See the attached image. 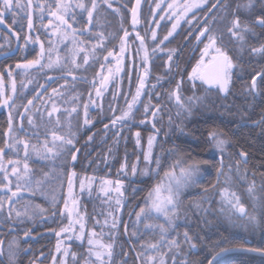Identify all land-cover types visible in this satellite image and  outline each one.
Segmentation results:
<instances>
[{
  "label": "trees",
  "instance_id": "obj_1",
  "mask_svg": "<svg viewBox=\"0 0 264 264\" xmlns=\"http://www.w3.org/2000/svg\"><path fill=\"white\" fill-rule=\"evenodd\" d=\"M84 1L87 5L90 2V0ZM155 1L156 0H144L141 8L142 11H144V8L148 7V5H146L147 3H149L148 11H150L151 6L152 4H155ZM21 2L25 5L27 4V0H21ZM52 2L53 0H33V5L35 6L37 3L47 5ZM189 2H191V0H189ZM132 3L133 0H117V4H114V6L117 5V9L122 15V22H119V25L128 30L136 29L139 31V34L142 35V31H144L146 26H148L147 21H145V27L142 25L140 26L139 23L133 27L127 20V13L129 8H131ZM167 3L168 2L166 0V2L161 4V10L157 11L156 16L162 12L163 8L165 10L167 9ZM31 11L33 22L32 29L28 28L27 8L24 10L13 9L15 15L8 14L5 16L4 24L6 28L0 26V74L7 77V72L12 70L14 71L16 81L22 76H26L28 78L26 80L27 84L25 83L27 87L23 88L20 84L17 86V95L15 98L17 108L13 110L14 127H19L21 123V118L18 113L24 112V107L22 105H26L28 100L36 97L37 92H39L41 99H35L34 105L40 107L41 111H43L42 101H46L48 99V96L51 95V90L53 88H60L62 84L64 85V80L60 79V77L66 75V71L62 67L53 69L44 68L43 70L37 67L22 73L15 70V65L17 63H24L26 60L37 58L39 54L38 46L33 42H31L32 44L27 42V36L31 37V41H35L36 37H39L40 43H43L44 45H46L50 39L47 35L48 28H44L42 26L47 24L46 17L41 20L40 13L35 7H33ZM106 11L107 6L102 3L96 9V12L100 14V17L102 14L105 15V20L103 19L105 22L109 19L110 22L115 23L116 19L114 16L107 17L106 19V16H108L106 15ZM145 11H147V9ZM75 14L76 22L73 23V25H75V28L77 29L84 30V28L87 27L85 15H81L76 11ZM196 14L197 11H192L190 16ZM14 20L15 23L13 22ZM100 22L102 21L100 20ZM97 28L98 27L96 25L95 27H91L88 33L84 30V35H78V38L84 40L87 44L92 39L93 41H98V34L103 33V41H106L107 43L103 42V48H97V57L95 60L90 59L89 65L82 67L74 73V75L78 77L74 82L71 77H69V84L71 86L66 90L61 89V91H64L65 94L62 99L57 98V106L61 108V111L65 108L70 110L74 106L77 107V113H73L70 118L71 131L75 134V147L72 151L75 152L76 149H79V151H76L77 159L72 162L70 160L71 154L68 152H64L55 160H41L35 155L29 159L28 163L33 169L35 178L43 176L44 173H48V177L41 185V190L36 191L35 194L30 191L22 192L21 198L16 204V207L22 211L23 205L27 202L32 205H39L44 209V211L42 213H38L32 220L25 218L23 223H20L15 219H8L6 211L3 214H0V240L4 241L2 250H0V264L50 263L56 239L55 232L61 226L68 225L69 223L67 219L61 215L62 203L66 191L67 174L71 171H75L78 174L96 173V176L99 175L98 177H101L102 175L104 176V173L109 172V177L118 179L121 174V162L131 165L134 157L137 155L132 141V133L136 132L138 129L136 121L145 117L144 105L149 102L152 105L160 106L158 117L154 122L157 129H159L160 135L164 139L163 142L167 141L168 145L162 146L161 144L163 142H161L160 137H158L156 146H154L153 163L149 166L150 173L144 177H141L138 173L139 175L136 174L135 178H131L129 181L123 179V182L126 184L121 183L122 188H124V191L122 192L123 195L122 197L120 196L123 201V207L119 211L124 212L125 215L120 227V234L114 241L111 264H136L135 258L122 233L125 217L134 205H136V208L128 224V237L132 242L136 253L144 251L141 245L154 243L160 238V231L158 228H148L146 225L150 224L155 226L164 224L167 227L164 219L159 217H156L155 219L153 214L146 216L144 220L142 219V221L137 222L136 213L140 211L141 207L145 206V198L147 197L148 192L157 182L161 180L163 172L160 171L164 168L165 162L173 163L178 158H185L186 156L187 163L196 162L195 158L197 157L195 153H193V149L198 151L199 155L200 152L204 151V142L202 141V134L199 131L201 126V116H203H200L202 109H212L211 113L203 116L207 120V125L205 127L207 131L219 129L224 133V137H226L228 142L226 146L228 159L234 160L235 158L234 161L237 165V161H239L237 157L238 152H244L248 158V163L239 161L241 171L249 172L253 170L256 173L258 172L257 174L259 175L254 178H248V175L245 174V178L242 179L248 180V185H245V188L249 187L250 182H254L256 185L255 190L264 191V119L260 121L259 125L249 124L251 121L258 120L262 116V113H254L249 116L246 112H237L235 108H239L242 105L244 108H247L245 104L236 103L238 100L241 101L240 96L236 97L235 94L229 93L225 97H215L213 93L205 92L204 101L199 100L194 106V109L191 110L190 116L187 114L184 118V136H180L178 140L176 139V146H171V144H169L172 132L175 137L178 136L175 135L174 128H172V130H168L167 126L171 120L172 113L175 116V113L178 112L179 104H174V102H172V104H168L166 95L171 89H173L172 87L175 86L179 74H181L183 78L188 75L187 73H189L192 66L191 63L198 56L197 49L194 50V48H191L190 50L188 44L184 43L186 32L183 31V27H181V29L176 32L172 38L166 41V43H163L162 47H165L164 51L159 53L156 51L150 53L149 69L147 71V75H145L146 78L148 76L147 82L149 86L144 90L145 93L141 98V102L137 104L136 108H134V114L132 117L125 124H123L124 128H122L121 131L115 130V128H112V130L105 129L104 126L110 123L113 118V112L110 113L111 105L109 103V99L105 100L104 98H102V101L99 104L101 107H96L94 109L92 107L88 108L89 112L87 118L91 120V124L85 126V119L83 118V104L89 102L88 93L93 95L92 92L95 90L93 88L92 81L95 79L96 71L104 50L110 48V45L115 44L118 37L117 35H119L116 24L111 25L108 36L105 35V31L103 29L102 31H99L100 29L98 30ZM103 28L105 29V27ZM168 28V20H165V22L159 25L158 36L155 42H152L153 45L160 43L161 38H163L167 33ZM91 35L93 37L92 39H89V36ZM108 43L109 45L107 46ZM104 44L106 46L105 49ZM169 47H176L177 49L175 62L178 63V68L175 77L173 73L174 67L173 70L170 71L165 68V60L168 58V51L166 48ZM241 57L245 58L246 56L244 54ZM49 77H53L54 79L50 81L48 79ZM29 81H31V83H29ZM124 83H126V81ZM40 85H44L45 88L41 89L39 87ZM153 85H155V87H153ZM193 85L195 86V89L190 86L188 87L186 84L183 85L182 91L184 95H189L190 93L200 95L202 90L199 83L196 81ZM262 85L263 97H260L255 100L256 103H253L254 108H258L260 110L264 108V81ZM73 96H79V100L75 105L71 103V98ZM50 107L51 105L49 104V110ZM217 108H226V110H228L227 115L221 116H227V124L224 125L222 123L219 125L220 122L217 118V113H214L213 110ZM9 111V108L0 106V147L4 146V141L8 139L5 132L8 129ZM118 111L119 109L115 111L116 115L118 114ZM30 114L33 115L35 123L39 125L41 122L39 113H37L34 108L30 107ZM150 114L151 112H149L147 118ZM56 115L60 116L61 121L65 125L64 131H67V124L69 121L67 115L56 113L54 117ZM45 119H47L46 113ZM39 130L41 133L43 132V129ZM32 131L33 129L29 126L27 119L25 118L23 119V129L19 131L17 135L19 137L31 138V141L35 143L36 138L31 137ZM26 132L29 134L28 136H25ZM117 132H119V136L116 135ZM143 132L149 133L150 130ZM89 136L92 137V140L90 141L88 140ZM42 138L43 137H41V139ZM249 139H252L253 143H249ZM167 148L170 149L169 153L166 151ZM185 152L187 155H184ZM22 157L23 152L21 151L19 158ZM157 157L161 162V166L158 170L154 162ZM8 158L17 159L18 157H16L12 151L6 150L5 159ZM157 171L159 172V175L156 174ZM0 176H2V174H0ZM208 177L209 178L206 183L202 180V182L199 183V186H208L209 182H212L211 179L213 180V175H209ZM222 177L223 176H221V178ZM10 179L13 180V190H15V179L14 177H11ZM236 179V181H238L239 177ZM221 180L222 179H220L218 188L222 185ZM199 194L204 196L201 192H198V195ZM0 195H3V192H0ZM195 196H197V194H185L182 196L181 215L176 221L175 230L170 229L167 238L172 239L175 237L178 241H183V233L187 231L189 236L192 237V242L196 244V251H193L187 243H181V247L178 252L173 250V252L169 253L166 257L167 264H172L173 255L176 258L177 264H182V261L184 264H206L208 259L215 252L223 248L247 246L264 249V195L263 198L261 197L262 202H260L261 205L257 210L255 222L251 225L246 224L244 223V220H241L242 218L239 215L236 219L239 223H235L233 226L228 225L225 221L215 222L216 224L213 226H211L210 223L203 221L204 219L201 218L200 211L194 209L189 204V200ZM93 203L92 209L90 210V202L84 198L82 199V207L88 216L89 224L94 222V218L96 217L95 215H97ZM26 230L30 231V236L28 237L24 236V231ZM133 232L136 233L135 236L131 235ZM177 233H179L178 236ZM34 236L36 239L33 238ZM14 238L19 245V250L15 254L14 261H11L8 255V242ZM247 238L249 240H247ZM71 247L73 252L80 254L77 258L78 264H80V260L83 258V254L85 253L86 246L83 243H73ZM161 251H167V247L162 246ZM214 264H264V257L248 253H230L220 257Z\"/></svg>",
  "mask_w": 264,
  "mask_h": 264
},
{
  "label": "snow or ice",
  "instance_id": "obj_2",
  "mask_svg": "<svg viewBox=\"0 0 264 264\" xmlns=\"http://www.w3.org/2000/svg\"><path fill=\"white\" fill-rule=\"evenodd\" d=\"M161 2H165V0H161ZM90 3L91 7L82 2V0H78L76 3H73L72 0H53L52 3H48L47 5L43 3H37L34 6L33 0H27L26 5L23 4L21 0H0V24L4 23L6 15H15L13 9L24 10L27 8L28 28L32 29L33 22L31 10L33 7H35L40 13L41 20L44 18L45 12L48 16V23L42 26L44 28H50L51 34L58 38L60 44H65L66 48H68V44H71V47L68 48V53H66L64 56H61L59 54L57 44L49 39L48 49H45L43 43H41L40 53L38 54L37 58L26 60L24 63H17L15 65L16 69H22L24 71L35 69L37 67H39L41 70L44 68L53 69L56 67H62L66 71V75L60 77V79L64 80V85H61L60 88H53L51 90V95L48 96V99L46 101H42L43 111H41L40 107L34 105L35 99H41L39 92H37L36 97L29 99L26 105H22L24 107V112L18 113L21 118L19 127H14L13 124V110L17 108L15 102L17 95V85L15 79L12 78L13 72L12 70L7 72V76L10 78L9 82H6L4 75L0 74V106L10 109L8 115V129L5 132V135L8 137V139L4 141V146L0 147V174H2V176H0V192H3V195H0V214H3L6 211L8 219H15L20 223H23L25 218L32 220L38 213H42L44 211V209L39 205H32L27 202L23 205L22 211L16 207V204L21 198L22 192L30 191L35 194L36 191L41 190V185L47 180L48 177V173H44L43 176L39 178L34 177L33 169L28 163L29 159L33 155L40 158L41 160H55L64 152H68L71 154L73 161L77 159L76 152L72 151V149L75 147V134L71 131L70 121L73 113H77V107L74 106L70 110L65 108L63 111H61V108L57 106V98L62 99L65 94L64 91H61V89L66 90L71 86L69 84V77H71L72 81L74 82L78 78L74 75V73L82 67L89 65L90 57L93 60L96 59L97 48H103V33L98 34L97 44H93L91 45V48H88L85 47L86 42L78 38V35H84V30H78L77 28L73 27V23L76 22L75 9H80L83 12H87L88 23L94 25L95 18L93 13L97 9L98 4L97 0H90ZM104 3L108 4L109 8L112 7V4L109 2V0H104ZM139 5L140 0H136V6L131 9L133 27L140 23L137 16ZM216 6L217 5L214 4L213 8ZM200 7V4L189 3L188 0H183V2H181V0H172L171 3H167L166 11L168 13V19L174 18L175 23L172 25V31L168 32V35L160 41V44H163L168 40V37L172 36L173 32L176 30L182 20H185V22L190 24L191 21L186 20L185 18L190 12H192L194 8ZM243 7H251V2H249L247 5H243ZM156 8H161V3H157ZM117 11L119 10L117 9ZM233 16L234 19L230 22V26L227 28V31L235 40L244 43L245 33L250 32L251 28L247 23H242L241 18L236 15L235 12L233 13ZM161 19H164V17H161ZM256 20L261 27H264V17H257ZM70 21L72 22L70 23ZM13 22L15 23V20ZM198 31L199 34L196 36V40L199 43H203L204 39L202 38H206L207 43H204V48L201 50L200 60L197 62L196 67L192 69L189 79L193 81L194 84L197 80H199L203 84H207L209 86L215 85L220 91L227 92L228 85L230 83V73L234 67L232 58L222 46H218V41L221 40V37L210 34V30L207 28H203ZM128 35L129 33L127 30H125L124 38L121 40L119 53H114L113 51L108 50L107 55L103 58L106 63H102L100 65L101 71L96 74L97 77H99V86H97L96 79H93L92 81L93 88L95 89V96L97 98L102 97L103 92L107 89L110 80L114 79L116 74L121 71V64L126 51V38ZM137 37L140 39V47L144 48V37H141L139 33H137ZM151 38L153 41L157 39L155 31H152ZM30 39L31 37H26V40ZM38 40L39 37H36V41ZM36 41H33V43ZM157 47H159V45H157ZM137 51H139V49ZM152 51L155 52L156 49H153ZM252 52L264 54V45H261L258 48H252ZM54 53L55 58H53ZM78 57L82 59V63L77 62ZM109 57H114L116 60V66L114 68L107 65ZM206 57L208 58L207 61L205 59ZM142 59L145 63H147L148 50L146 48H144V56ZM168 59L172 60L171 54L169 55ZM44 60L47 62L42 63ZM106 67L108 75H104L103 70ZM145 75H147V72ZM48 79L51 81L54 78L49 77ZM261 79L264 80V75L261 76ZM8 83H10V91L7 88ZM29 83H31V81H29ZM21 86L27 87V85H25L23 82H21ZM39 87L41 89L45 88L44 85H40ZM144 87V77H140V82L135 94L131 96L130 100H128L127 97L125 98L126 108L121 110L120 115H116V110L112 109L113 118L111 119L110 124L113 128L125 124L132 117L134 114V108H136L137 104L141 102V95ZM153 87H155V85H153ZM177 87L179 88V85ZM255 87L256 78L253 77L252 88ZM171 95H175L176 102L181 107L184 106L181 96L177 92L171 93L170 96ZM78 100L79 96H73L71 98V103L75 105L77 104ZM49 104L51 105L50 110L48 108ZM90 104H96L97 107H101V105L97 104L96 101L92 99V94L89 93V102L83 104L85 113V126L91 124V120L87 118ZM30 107L34 108L35 111L39 113L41 121L39 125L35 123L33 115L30 114ZM159 110V105H152L150 102L144 105V114L146 118L149 112H151V117L156 119L158 117ZM45 113L47 114V119H45ZM56 113H60L61 115L66 114L69 118L67 131H64L65 125L61 121L60 116L56 115L54 117V114ZM25 118L27 119L29 126L33 129L31 137L36 138L35 143L31 141V138L19 137L17 135V133L23 129V119ZM143 123H145V121H141V124ZM104 127L105 129H108L109 125L106 124ZM152 127L155 129V131H159V129H156L155 123H153ZM39 129H43V132L41 133ZM28 135L29 134L26 132L25 136ZM116 135L119 136V132H117ZM135 135L136 143L139 145L140 133L137 132ZM41 137L43 138L41 139ZM88 140H92V137L89 136ZM155 140V135H150L148 137V148L143 157L144 162L148 165L153 163L152 149ZM209 140L214 144L217 151L223 154L225 146L228 142L221 138L220 133L216 131H210ZM6 150L12 151L13 154L18 158L5 159ZM21 151L23 152V157L19 158ZM76 151H79V149H76ZM240 156L246 163V153L241 152ZM154 162L158 170L161 166L160 159L157 157ZM239 163L240 162L237 161V171H239ZM9 166H11L10 170ZM125 167L126 164L121 166L122 169ZM227 167L228 173H231L232 167L230 165ZM224 168L225 165L223 163V159H221L220 167L217 169V183L211 185L209 188L204 189V199L208 200L210 198L209 194L215 195L218 191L221 197V204H226L229 208L235 210L240 215L247 216L250 221H255L256 217L251 216L246 212L244 205L240 203V197L234 191H230L229 187L218 188L220 176L226 177L224 181L225 184H227L228 180L231 179L228 173H225ZM176 169H179V173H177ZM198 170V162H192L185 165L183 158H178L175 162H173L172 165H170L169 170L164 173V176L161 178V180L156 183L148 192V195L145 198V206L141 207L140 211L136 213L137 222L154 213L157 216L164 217L167 227L164 224L155 226L150 224L146 225L148 228H158L160 231V238L154 243L141 245L144 251L137 252L136 254L137 260H140L141 264H167L166 257L169 255V253H172L173 250L178 252L181 247V243H187L191 249L196 248V244L192 242V237L189 236L187 231L183 233V241H178L175 237L168 239L167 235L170 229L175 230L176 221L181 215L180 192L183 188L187 187L188 183L192 180ZM136 171V164H133L132 172L135 173ZM147 171L148 169L145 168L144 173L147 174ZM156 174L159 175V172L157 171ZM9 177H14L15 179V190H13V180ZM74 179H77V174L75 171L67 174L68 195L64 200V209L61 212V215L64 213L68 215L69 223L67 226L61 228L60 231L56 232L55 235L60 237L61 233H64L65 239L69 241L72 240L73 237L79 241H83L85 238H87V254L84 256L82 264H111L114 241L105 243L103 239V232L101 231V233H97L94 229L87 234V237L85 235V225L83 223L82 214L78 211L77 197L73 192ZM94 180L95 177H84L83 179H80L79 183L81 192H83L86 187L90 190ZM111 183L112 181L108 180L102 181V184ZM115 183L117 185L115 191L122 197L123 193L120 190L121 181L118 180ZM255 189V183L250 182L247 189L250 196H253ZM101 190L107 193V189L102 187ZM253 198L255 199L254 196ZM120 203V199H117L116 204L119 206ZM195 207L198 210L207 211V209H203L200 204H196ZM73 214H75L78 218L73 219ZM97 224H99V221H97ZM104 224L107 225L108 221L105 220ZM77 225L79 226L78 230ZM117 226V218L114 217L111 223V228L116 229ZM125 230L127 231V226H125ZM131 235L135 236L136 233L133 232ZM178 235L179 233H177V236ZM24 236H30V231H24ZM113 236L114 233H110L109 239H112ZM3 245L4 241L0 240V250H2ZM162 246H166L167 251H161ZM70 247V245L65 246L61 240H58L55 251L56 253H59L60 256L58 257L57 255H52V264H69V258H71L72 264H78L77 253L71 251ZM18 250L19 245L15 238L8 242V255L11 261H14L15 254ZM247 250L264 254V249ZM226 251H229V249H221L220 253H217L216 255H220ZM215 259L216 256H213V258L208 261V264H214ZM172 264H177L174 255L172 256Z\"/></svg>",
  "mask_w": 264,
  "mask_h": 264
},
{
  "label": "rangeland",
  "instance_id": "obj_3",
  "mask_svg": "<svg viewBox=\"0 0 264 264\" xmlns=\"http://www.w3.org/2000/svg\"><path fill=\"white\" fill-rule=\"evenodd\" d=\"M72 2L76 3V2H78V0H72ZM82 2H84L86 4V2L84 0H82ZM109 2L112 4L111 8L108 7V4L104 3V0H97L98 6L101 3L104 4L105 6H107L106 15H108V16H106V19H107V17H113L114 16V18L116 19L115 23L110 22L109 19L106 20V22H105L104 21L105 15L102 14V16L100 17L99 16L100 14H98L95 10L93 13L94 18H95L94 25H92V24L88 23L87 12H83L80 9H75V11L79 12L81 15H83V14L85 15V21L87 23V27L84 28V30L87 33L89 32V29L91 27H95V25H96L98 27L97 29L98 30L100 29L99 31H102V29H103L105 31V35L108 36L109 31H110L109 28L111 27L112 24L113 25L116 24L117 32H119V35H117L118 37H117V41L115 42V44L110 45V48H107V49H105L106 46L104 44L105 50L101 56V60H100L98 69L96 71V74L101 71L100 65L102 63H106L103 58H104V56L107 55V51L111 50L114 53H119L121 40H122V38H124V31L127 30V32L129 33L128 37L126 38V51L124 53V59H123L122 64H121V71L118 74H116L114 79L110 80V82L108 83L107 89L103 92L102 97L97 98L95 96V90L92 92L93 93L92 99L95 100L97 104L101 103L102 98H104L105 100L109 99V103L111 105L110 113L113 112L112 109H115L116 111L119 109L117 115H120L121 110L126 108L125 98L127 97V99L130 100L131 96L135 94L136 89H137L139 82H140V77H144V80H145V87L142 90L141 98L144 96V93H145L144 90L149 86V84L147 82L148 76L146 78L145 73L149 69L150 53L153 52L152 50L156 49L157 53L165 50V47L164 48L162 47L163 44H160V43L155 44V45L152 44V42L153 43L155 42L151 38L152 37V31H155L156 36H158L159 25H161L163 22H165V20H168V23L170 22V20H172L171 24L169 25L168 31L164 35V37L167 36L168 32L172 31V25H173V23H175V19L174 18L168 19V13L166 12V10L164 8L162 9V12H160V14H157V16H156L157 11L161 10L160 8L159 9L156 8V4L157 3H161V4L164 3V2H161V0H156L155 4H152L150 11H148L149 3L146 4V5H148V7L144 8V11H142V9L140 10V14L138 17V19L140 21L139 25L140 26L142 25L143 27H145V21H147V23H148V26L145 27L144 31H142V33H141L142 35L139 34L141 37H144V48H146L148 50V61H147V63H145L142 59V57L144 56V48L140 47V39L137 37V33H139V31H137L136 29L128 30L125 27L120 26L119 22H122V15H121L120 11H117V5L114 6V4H117V0H109ZM165 2H166V0H165ZM181 2H183V0H181ZM188 2H189V0H188ZM189 3H197V4L202 5L203 0H191V2H189ZM88 6L91 7L90 2L88 4ZM130 9L131 8H129L128 13H127L128 14V19H127L128 22L130 21ZM146 9H147V11H145ZM195 9L196 8H194L192 11H194ZM44 17H46V20L48 23V16H47L46 12H45ZM161 17H164V19H161ZM100 20L102 22H100ZM183 21L184 20H182L180 22V24ZM71 22L72 21H70V23ZM0 26H2L3 28H6L4 23L0 24ZM73 27L75 28V25H73ZM103 27H105V29ZM178 29H179V26L173 32L172 36L168 37V40L176 34ZM47 35L55 44H57L58 49H59V54L61 56H64L66 53H68V48L71 47V44H68V48L65 47V44H60L58 41V38L51 34L50 28H48V30H47ZM92 37H93L92 35L89 36V39L90 38L92 39ZM163 38H161V40H163ZM35 41H36V39H35ZM27 42L31 43L33 41H31V39H30V40H27ZM97 42L98 41H96V40L93 41V39H92L87 44L85 43V47L91 48V45L97 44ZM103 42H106V41H103ZM65 43H68V42H65ZM164 43H166V41ZM35 44L38 46L39 53H40V45H41L40 41L39 40L36 41ZM108 45H109V43L107 44V46ZM157 45H159V47H157ZM44 47H45V49H48L49 40H48V43L46 45H44ZM138 49H139V51H137ZM166 49L168 51V57L170 54L172 55V60H169L168 58H166V60H165L166 67L165 68L173 70V66H174V62H175V55L177 54L176 53L177 49H176V47H169ZM96 57H97V54H96ZM53 58H55V53L53 54ZM197 58L200 59L199 56H197ZM90 59H92V58L90 57L89 60ZM46 62H47L46 60L42 61V63H46ZM77 62L82 63V59L80 57H78ZM107 65L114 68L116 66L115 58L109 57ZM46 69H48V68H46ZM182 69H183V67H182ZM15 70H18L21 73L25 72L22 69H16V67H15ZM103 71H104V75H108L107 67ZM12 72H13L12 78L15 79L14 71H12ZM191 72L192 71H190L188 73V75L185 76L184 78H183V76H181V74H179L175 86L172 87L181 96L182 102L184 101L183 102L184 106L181 107L180 105H178L179 110L177 113H175V116L173 118L174 120H170L167 128H168V130H172V128L175 127V123H176L179 125L178 126L179 134L182 133L183 130L185 129L184 128L185 127V121H184L185 116L187 114H189V116H190L191 110L194 109V106L196 105V103L199 100L204 101V98H205V94L202 92L200 93V95L191 94V93L189 95H186V94L184 95V93L182 91L183 85L186 84V85H188V87L190 86L191 88L195 89V86L193 85V81H191L189 79V75L191 74ZM4 78H5L6 82L10 81V78L8 76L4 77ZM27 79L28 78L26 76L19 77L17 81L15 80L16 85L17 86L19 84L21 85V82H23L25 84L27 82L26 81ZM95 79L97 80V86H99V77H97V75H95ZM125 81H126V83H124ZM197 82H198V80H197ZM178 85H179V88L177 87ZM7 88L10 91V83L7 84ZM23 88H25V87H23ZM171 93H172V89L166 95V100H167L168 104H170V103L172 104V102H173V97H172V95L170 96ZM114 96H115V99H114ZM88 97H89V93H88ZM91 107L94 109L97 106H96V104H90L89 108H91ZM83 118L85 119V113H84ZM176 118H177V120H176ZM141 121H145V123L141 124ZM154 121H155V119H153L151 117V114H150V116L148 118L140 119L139 121H136V122L140 126H143L145 124L152 126L153 123H155ZM108 125H109L108 129L112 130L113 127L111 126V124L108 123ZM155 126H156V124H155ZM122 128H124V125L117 126L115 128V130L121 131ZM108 129H106V130H108ZM136 133H137V131L132 133V141H133L134 147L136 149L137 155L134 157L131 165L126 164L127 166L125 168L120 169L121 174L118 177V179H114L112 177H109L108 176L109 172L104 173V176L102 175L101 177H98L99 175L96 176L95 175L96 173H94V174H87V173L78 174V173H76L77 179H74V182H73V192L76 194V197H77L78 211L82 214L83 223L85 225L86 237H87V234L94 229L97 233H101V231L103 232V239H104L105 243H110V242L115 241V239L120 234V231H121L120 227H121L122 221L124 219V215H125L124 212L119 211V207L123 203V201L120 198V195L115 191V188L117 187L115 182L119 180V181H121L122 184H124L125 182H123V179L129 181L131 178H135L136 174L137 175L140 174L141 177H144L150 173V170H149L150 165H148L144 162L143 157H144V153L147 151V148H148V137L151 134H148V135L147 134L146 135L140 134V144L138 145L136 143V135H135ZM166 143H167V141L163 144V146H166ZM249 143H253V140L249 139ZM154 146H156V140H155L154 145H153L152 156L154 155L153 154ZM193 150H192L193 153H195L196 157L198 158L197 159L194 157L195 161L198 162V164H199V170L196 172V174L192 178V180L188 183L187 187H185L181 190L180 201H181L182 196H184L185 194H187V195L197 194V196H195L189 200V204L191 207H193L196 210H198L195 207L196 204H200L203 209H207V211L198 210V211H200L201 218L204 219L203 221H206V223L207 222L210 223L211 226L215 225L216 224L215 222H221V221H225L228 225H232V226L235 223L238 224L239 221H236V219H237V217H239L240 214L237 213L235 210L229 208L226 204H221V202H220L221 197H220L218 191L216 192L215 195L209 194L210 198L208 200H205L203 195H201V194L198 195L199 190H202L206 185H203V187H202V185L199 186V183L202 182V180H203V174H202L201 168H200L202 164L199 163V161H200L199 152L196 151L195 149H193ZM210 152L211 153H220L219 151H217L214 144L211 145ZM223 153H227L226 149L224 150ZM184 155H187V153L185 152ZM76 156H77V154H76ZM186 157L185 158L181 157V158H183L185 165H187L189 163V162L188 163L186 162ZM70 160L73 162L72 158ZM190 163H192V162H190ZM133 164H136V167H137V171L135 173L132 172V165ZM172 164L173 163H166L165 162L164 168L162 169V171H160V172H163L162 177L164 176V173L169 170V167ZM122 165H125L124 162L123 163L121 162L120 167ZM235 167L237 168L236 164H235ZM10 168H11V166H9V170H10ZM145 168L148 169L147 174L144 173ZM236 168H235V170H236ZM176 171H177V173H179V169H176ZM225 171L228 173L227 169H225ZM71 172H73V171H71ZM238 172H240V173H234V174H236L239 177V179H241V180L238 179V181H236L237 179L234 178L235 175L233 174L232 175L233 177H231L228 173V175L231 177V179L228 180L227 184H225L224 181H225L226 177L223 176L221 178L222 179L221 180L222 185L219 186V188L229 187L230 191H234L240 197V203H242L244 205L246 212L251 216L257 217V210H258L259 206L261 205V203H260V202H262L261 197L263 198L264 191L263 190H255V192L253 194V196L255 197V199H254L253 196L249 195V193L247 191L248 187L245 188V185H248V180H242L245 178L244 175L246 172L241 171L240 167H239ZM84 177H95V180L92 183L90 190L86 187L85 190L83 192H81L79 181H80V179H83ZM9 178H11V177H9ZM104 180L112 181V183L111 184H102V181H104ZM232 180H233V182H232ZM211 181H213V180L211 179ZM257 182H259V181H257ZM66 183H67L66 189H65L66 191H65V195H64V199H63V203H62L61 212L64 209V200L67 198V195H68V180ZM102 187L107 189V193H105V191L101 190ZM120 190H121V192L124 191V188H122V185L120 187ZM214 197H215V199H214ZM83 198L90 202V210L92 209V203L94 201L93 205H94L95 212L97 213V215H95L96 217L94 218V222H92V224H89L88 216L86 215L85 210H83V207H82V199ZM117 199H120V201H121L119 206L116 204ZM181 205H182V201H181ZM90 210H88V211H90ZM153 216H155V219H156V217L164 219L163 216H157L154 213H153ZM63 217H65L67 219V221L69 222V218H68V215L66 213L63 214ZM114 217L117 218V223H118V226L116 229L111 228V223H112V220ZM240 217L242 218L241 220L242 221L244 220L245 221L244 223H246V224L251 225L255 222V221H250L247 216L240 215ZM72 218L77 219L78 217L75 214H73ZM105 220L108 221L107 225L104 224ZM143 220H144V218H143ZM97 221H99V224H97ZM146 221H147V219H146ZM65 226H67V225L61 226L58 230H56V232L60 231V229L65 227ZM78 227L79 226L77 225V230H78ZM110 233H114V236L112 239H109ZM55 237H56V239H55V245H54V249H53V255H57L58 257L60 256V254L56 253V251H55L58 240H61L65 246H68V245L71 246L73 243H79V244L83 243L86 246V249L88 247L87 238H85L83 241H79L73 237V239L69 241V240L65 239L64 233H61L60 237H57L56 235H55ZM33 238L36 239L35 236ZM113 248H114V246H113ZM86 249H85V253L83 254V258L80 260V264H82L84 256L87 254ZM70 250L73 251L72 247H70ZM79 256H80V254L77 253V258ZM48 264H52V257H51L50 263H48ZM69 264H72L71 258H69ZM182 264H184L183 261H182Z\"/></svg>",
  "mask_w": 264,
  "mask_h": 264
},
{
  "label": "flooded vegetation",
  "instance_id": "obj_4",
  "mask_svg": "<svg viewBox=\"0 0 264 264\" xmlns=\"http://www.w3.org/2000/svg\"><path fill=\"white\" fill-rule=\"evenodd\" d=\"M168 3H171L172 0H167ZM218 0H203V4L200 8H196L195 11H197L196 15L190 16V13L188 14L186 20H190L191 23L185 22V20L179 25V29L177 32L183 27V31L186 32V37L184 40L185 44H188L189 49L194 48L198 50V56L200 58L201 56V50L204 48V43H207L206 38L204 39L203 43H199L196 40V36L199 34L200 29L207 28L210 30V34L216 35L218 37H221V40L218 41V46H222L225 51H227L228 55L232 58L234 67L231 70L230 73V83L228 85V91H220L217 86H209L207 84H203L198 80L199 86L201 88V92L206 94L205 92H211L215 95V97L221 96L225 97L227 94L232 93L235 94L236 97L240 96L241 101L238 100L236 103L245 104L247 108H244L243 105L239 108H235L237 112L242 111L249 114L254 113H262V116L256 120L251 121L249 124H255L259 125L260 121L264 119V108L258 109L254 108V104L256 103L255 100L259 99L260 97H263L262 95V87H263V81L261 79V76L264 75V54L262 53H254L252 52V48H258L261 45H264V27H261L258 23L256 18L257 17H264V0H221L217 6L208 14L210 9L213 7L215 3H217ZM249 2H251V7H243V5H247ZM142 7V6H141ZM193 11V12H195ZM235 12L236 15H238L241 18L242 23H247L249 27L251 28L250 32L245 33V42L241 43L237 40H235L231 35L228 33L227 28L230 26V22L234 19L233 13ZM195 17V18H193ZM172 20H170L169 25L171 24ZM245 54V58H242ZM207 61V57L205 58ZM200 59H194V61L191 63V69L192 71L194 67H196L197 62ZM174 77L177 74V68L178 63L174 62ZM188 74V73H187ZM253 77L256 78V87L252 88V80ZM177 92L176 90L172 89V93ZM174 104H178L175 99V95H172ZM214 113H217V118L220 122L219 125L222 123L225 125L227 124V116L221 117L223 115H227L228 110L226 108H217L213 109ZM212 109H202L201 115H206L211 113ZM256 111V112H255ZM201 116V126L199 128L200 133L202 134L203 138V148L204 151L200 152V163L201 165V172L203 174V182L206 183L208 180L209 175H213V181L208 186H205L202 190H199V192L204 194V189L209 188L211 185L216 184L218 180L217 176V169L220 167V161L223 159V163L225 165L224 169L228 170L227 166L232 167V172L229 173L231 177L234 173H240L237 170H235V164L236 162L233 159H228V153H211V145L212 142L209 140V132L206 129L207 120ZM146 118V117H144ZM143 117L141 119H144ZM174 115L172 113L171 120H174ZM224 120V121H223ZM138 129L137 132H139L141 135H155L156 141L158 137H160L161 142L164 141L163 137L160 135L159 131H155L152 126L145 124L143 126H140L136 124ZM178 124L175 123L174 127V136L173 132L171 134V137L169 139V144L176 146V139L178 140L180 136H184V132L179 134L178 131ZM157 128V127H156ZM227 128V127H226ZM146 130H150L149 133L143 132ZM213 131H216L220 133L221 138L227 141L226 137H224V133L217 129ZM175 138H174V137ZM224 137V138H223ZM165 142H163L161 145L163 146ZM228 144V143H227ZM226 144V146H227ZM166 145H168L166 143ZM225 146V149H226ZM214 149V148H213ZM167 153L170 152V149L167 148ZM227 152V149H226ZM241 152H238L237 157L240 162H244V159L240 156ZM246 163H248V158L246 156ZM248 165V164H247ZM245 168V167H243ZM254 168V167H253ZM226 172V171H225ZM246 175H248V178H254L257 174L253 170L251 171H245ZM227 173V172H226ZM234 178H237L238 176L234 174ZM245 176V175H244ZM221 179V176L219 177V181ZM215 199V197H214ZM247 240H249L247 238ZM237 253H243V252H237Z\"/></svg>",
  "mask_w": 264,
  "mask_h": 264
},
{
  "label": "water",
  "instance_id": "obj_5",
  "mask_svg": "<svg viewBox=\"0 0 264 264\" xmlns=\"http://www.w3.org/2000/svg\"><path fill=\"white\" fill-rule=\"evenodd\" d=\"M143 0H140V5H139V9H138V14L137 16L139 15V11H140V6H141V3H142ZM221 0H218L217 3H215L216 5L220 2ZM136 6V0L133 1V4H132V8ZM131 8V9H132ZM214 8L212 7L210 9V11L208 12V14L213 10ZM130 24L132 25V12L130 11ZM135 209V206L128 212L127 216L125 217V220H124V223H123V227H122V233H123V237L126 241V243L128 244L129 246V249L131 250L134 258H135V261H136V264H141L140 260H137V253L131 243V241L129 240V237H128V224H129V220L131 218V215L133 213ZM125 226H127V231L125 230ZM225 249V248H224ZM226 249H229V251H226V252H223L221 253L220 255H216L217 253H220V250L217 251L216 253H214L210 258L209 260H211L213 258V256H216V259L215 261H217L220 257L224 256V255H227V254H230V253H237V252H243V253H248V254H252V255H256V256H260V257H264V254H260L258 252H253V251H248L247 249H257V248H252V247H243V246H235V247H229V248H226ZM195 250V249H194ZM208 260V261H209ZM208 261L206 264H208ZM214 261V263H215Z\"/></svg>",
  "mask_w": 264,
  "mask_h": 264
},
{
  "label": "bare ground",
  "instance_id": "obj_6",
  "mask_svg": "<svg viewBox=\"0 0 264 264\" xmlns=\"http://www.w3.org/2000/svg\"><path fill=\"white\" fill-rule=\"evenodd\" d=\"M218 178V177H217Z\"/></svg>",
  "mask_w": 264,
  "mask_h": 264
}]
</instances>
